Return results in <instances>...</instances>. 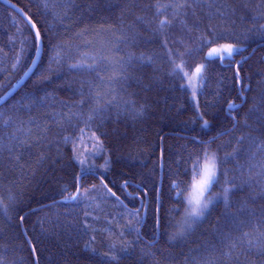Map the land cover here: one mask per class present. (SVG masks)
<instances>
[{
	"label": "trees",
	"instance_id": "obj_1",
	"mask_svg": "<svg viewBox=\"0 0 264 264\" xmlns=\"http://www.w3.org/2000/svg\"><path fill=\"white\" fill-rule=\"evenodd\" d=\"M4 1L42 50L0 105V264H264V0ZM36 46L0 2V97ZM204 151L214 199L181 235L172 184Z\"/></svg>",
	"mask_w": 264,
	"mask_h": 264
},
{
	"label": "snow or ice",
	"instance_id": "obj_2",
	"mask_svg": "<svg viewBox=\"0 0 264 264\" xmlns=\"http://www.w3.org/2000/svg\"><path fill=\"white\" fill-rule=\"evenodd\" d=\"M30 23V22H29ZM31 27L35 28L34 24H31ZM36 39L40 40V32H36ZM203 42L206 46L210 47L208 51L206 60L215 61L219 59L222 63L225 62L226 58L228 61H232V58L236 53L240 51L233 43H224L220 44L218 47H212V44L217 43L215 39L208 40L203 38ZM40 44L36 46L35 55L40 54ZM223 54H226V57ZM33 64L36 63L35 60L32 61ZM175 63V61L173 62ZM185 61H181L179 64H175L173 69L176 72H182L185 77L189 80L193 79V76L196 78L202 79V72L205 68L204 64L196 67L194 74L190 75L188 71H185ZM230 108H234V105H230ZM208 122L204 121V127H207ZM83 165L84 161H80ZM218 164L217 158L214 153L204 151L202 156L195 158V162L192 163V179L191 182L185 185L183 182H174L172 184V189L176 192V200L180 201L183 205L186 201V207H183V217L176 221L175 227L178 234H183L186 231H189L192 227L194 220H198L204 215V212L208 209L210 203L213 202L214 197L211 195V188L214 183L218 182ZM111 192V189H108ZM230 189L225 188L224 194L227 197V193ZM112 195L115 196L116 193L112 192ZM73 199L75 197H72ZM183 198V199H182ZM180 209H170V215L179 214ZM23 217H21L22 219ZM172 225V221H169V226ZM161 226V218L159 215L156 216L155 228L159 229Z\"/></svg>",
	"mask_w": 264,
	"mask_h": 264
},
{
	"label": "bare ground",
	"instance_id": "obj_3",
	"mask_svg": "<svg viewBox=\"0 0 264 264\" xmlns=\"http://www.w3.org/2000/svg\"><path fill=\"white\" fill-rule=\"evenodd\" d=\"M7 8L8 9H10L12 12H14L15 14H17L19 17L21 16L20 15V9L18 8V7H16L15 5H13V4H11V3H7ZM22 13V12H21ZM37 32V31H36ZM34 35V34H33ZM35 37V36H34ZM219 46V45H218ZM218 46H216V47H218ZM238 48V47H237ZM240 49V48H239ZM41 50H42V46L40 47V54L39 55H35V53H36V50H35V52H34V56H33V59H32V61L33 60H35L36 61V63L35 64H33L32 63V61H31V64H30V66L29 67H27V69L24 71V73H23V76L21 77V79H19L16 83L18 84V86H19V88H21L23 85H24V83L26 82V81H28L29 80V78L33 75V73H34V71H35V69H36V66H37V64H38V62H39V59H40V56H41ZM208 51H210V49L208 50ZM207 51V52H208ZM241 49H240V51L238 52V53H236L235 55H238V54H241ZM9 55H11V52L10 51H8L7 52V54L5 55V59H7L8 60V56ZM206 55H207V53H206ZM234 55V56H235ZM239 56V55H238ZM242 56V55H241ZM198 67V66H197ZM196 68V67H195ZM195 68L193 69V70H195ZM12 89V88H11ZM11 89H9L8 91H7V93L11 90ZM4 96H5V100L3 101V102H1L0 103V105L2 106V105H4L9 99H11L12 98V96L11 95H9V94H5V95H3V96H1L0 98L2 99V98H4ZM0 99V100H1ZM0 106V107H1ZM185 207H186V201H185ZM183 217V214H182V216H181V218ZM199 221H200V218L198 219V220H194V222L192 223V227L191 228H194L198 223H199Z\"/></svg>",
	"mask_w": 264,
	"mask_h": 264
},
{
	"label": "rangeland",
	"instance_id": "obj_4",
	"mask_svg": "<svg viewBox=\"0 0 264 264\" xmlns=\"http://www.w3.org/2000/svg\"><path fill=\"white\" fill-rule=\"evenodd\" d=\"M222 55H224L226 57V54L222 53ZM189 74L190 75L194 74V70L192 72H190ZM198 80H199V78H196L194 76H193V79H191V80H189L186 77V85H187V88H188L189 93H190V98L194 102L195 105L197 103Z\"/></svg>",
	"mask_w": 264,
	"mask_h": 264
},
{
	"label": "water",
	"instance_id": "obj_5",
	"mask_svg": "<svg viewBox=\"0 0 264 264\" xmlns=\"http://www.w3.org/2000/svg\"><path fill=\"white\" fill-rule=\"evenodd\" d=\"M0 2L3 4V5H5V6H7V2L6 1H4V0H0ZM20 17L26 22V24L29 26V28L31 29V31L33 32V34H34V36H35V39H36V29L35 28H33V27H31V22L29 21V19L23 14V13H21L20 12ZM30 22V23H29ZM36 42H37V44H40L41 45V43H40V40H37L36 39ZM19 88V86H18V84L16 83L15 84V86L8 92V93H5V94H9V95H13L15 92H16V90ZM4 94V95H5ZM5 100V96H4V98H2L1 100H0V103L1 102H3Z\"/></svg>",
	"mask_w": 264,
	"mask_h": 264
}]
</instances>
